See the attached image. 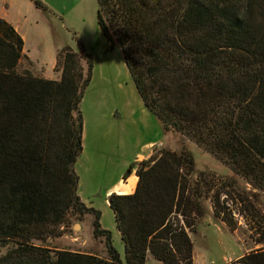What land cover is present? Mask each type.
<instances>
[{
    "label": "trees",
    "instance_id": "16d2710c",
    "mask_svg": "<svg viewBox=\"0 0 264 264\" xmlns=\"http://www.w3.org/2000/svg\"><path fill=\"white\" fill-rule=\"evenodd\" d=\"M98 3L99 24L111 47L122 48L165 136L173 131L195 142L257 190L239 192L236 200L256 219L252 228L262 231V241L264 214L254 199L264 194V0ZM23 48L21 35L0 18V264H147L149 252L163 264H194L192 234L211 207L215 218L236 229L228 186L221 189L209 171H197L187 146L164 143L127 169L125 176L137 169L134 193L109 196L123 257L101 226V212L78 194L81 104L93 55L62 48L61 78L50 79L19 70ZM70 212L77 219L95 215L94 233L105 236L106 256L46 243ZM236 262L264 264V246Z\"/></svg>",
    "mask_w": 264,
    "mask_h": 264
},
{
    "label": "crops",
    "instance_id": "0c3cea01",
    "mask_svg": "<svg viewBox=\"0 0 264 264\" xmlns=\"http://www.w3.org/2000/svg\"><path fill=\"white\" fill-rule=\"evenodd\" d=\"M39 1L43 6L34 0H0V18L13 25L23 38V57L18 67L22 72L29 70L35 76L60 79L61 71H56V66L62 48L70 46L93 55L92 79L81 104L84 126L83 151L76 162L78 194L88 207L101 212L102 228L112 232L113 244L124 257L125 244L109 196L136 191V167L125 173L133 162L149 158L156 145L165 143L164 129L146 107L122 48L111 47L99 24L98 0ZM211 213L202 223L213 222L212 207ZM253 241L255 247L248 251L264 245V239ZM151 259L156 258L149 252L147 264ZM202 261L206 264L205 258Z\"/></svg>",
    "mask_w": 264,
    "mask_h": 264
},
{
    "label": "rangeland",
    "instance_id": "374dc122",
    "mask_svg": "<svg viewBox=\"0 0 264 264\" xmlns=\"http://www.w3.org/2000/svg\"><path fill=\"white\" fill-rule=\"evenodd\" d=\"M165 143L175 148L182 145L187 146L195 155L197 171H209L221 189L225 190L222 185L226 184L229 190L233 192V197L230 198L232 200L229 199L228 204L233 212L234 221L237 222V230L233 232L218 218H213V222L210 224L201 223L199 230L192 234L195 243L196 264H203L202 260L204 258L206 264H237L236 261L239 259V255L255 247L253 239H259L262 236V231H255L257 229L252 228L257 226L256 219L249 215L247 217L241 212L244 206L236 198L239 192L252 196L253 192L257 190L245 178L236 175L224 162L180 134L170 131L165 138ZM254 202L264 214V194H261L257 201L254 199ZM249 217L250 222L247 221ZM94 219L95 215L92 213H86L82 219H77L76 215L70 212L63 224L52 227L53 234L46 243L55 249H75L106 256V239L105 236L95 235ZM35 243L40 244L41 242L35 240ZM1 250L5 251V249ZM252 250L255 249L250 251ZM225 258L227 259L225 260ZM148 264L162 263L156 259H151Z\"/></svg>",
    "mask_w": 264,
    "mask_h": 264
}]
</instances>
